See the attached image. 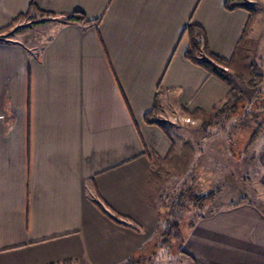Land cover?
Here are the masks:
<instances>
[{"label": "crops", "instance_id": "crops-1", "mask_svg": "<svg viewBox=\"0 0 264 264\" xmlns=\"http://www.w3.org/2000/svg\"><path fill=\"white\" fill-rule=\"evenodd\" d=\"M225 2L0 0V30L32 4L53 16H33L41 43L0 38V264L147 262L162 215L149 174L178 152L163 122L211 114L233 89L184 58L191 23L235 65L250 15ZM76 12L89 24H65ZM157 95L161 127L145 120ZM260 130L251 176L264 188ZM213 153L208 172L222 177L226 153ZM184 248L191 264H264V204L230 200L193 223Z\"/></svg>", "mask_w": 264, "mask_h": 264}, {"label": "rangeland", "instance_id": "rangeland-1", "mask_svg": "<svg viewBox=\"0 0 264 264\" xmlns=\"http://www.w3.org/2000/svg\"><path fill=\"white\" fill-rule=\"evenodd\" d=\"M248 2L256 11V17L235 65L232 62L231 67L223 71L241 102L229 107L222 104L208 115H190L186 125L183 123L186 119L163 122L175 140L177 149L173 152H178L149 174L147 196L162 214L157 238L168 229L166 222H171L179 226L180 239L171 238L169 247L150 251L152 255L147 264H191L184 253V240L194 222L227 207L230 200L236 198L254 199L264 204V188L251 176L254 163L250 159V149L264 126V0ZM26 22L15 24L5 34L17 30L14 35L29 44L41 43L48 37L49 33L39 31L36 25L32 28L33 25ZM218 139L225 140L226 146H216L214 142ZM217 149L226 153L223 165L217 170L222 171V177L208 172V161L215 157L212 153ZM253 192H256L255 197L251 196ZM210 194H214L213 199L201 207L192 201L193 197L195 200Z\"/></svg>", "mask_w": 264, "mask_h": 264}, {"label": "trees", "instance_id": "trees-1", "mask_svg": "<svg viewBox=\"0 0 264 264\" xmlns=\"http://www.w3.org/2000/svg\"><path fill=\"white\" fill-rule=\"evenodd\" d=\"M248 1H251V0H226L225 2V9L227 11L245 10L249 13L250 17H249V22L247 24V27L245 29L244 40L246 39L247 34L251 28V25L254 22V19L256 17V11L251 7V4ZM32 14L33 16H38L41 18L53 17L50 14L40 12L35 7V5L32 4L31 7L29 8V11L26 14L18 16L15 20L11 22V24H9V26L0 30V37L3 36L15 24L21 21H24V20L27 22H30L32 25H36V24L38 25V24L44 23V22H38L37 18L33 17L32 19ZM63 21L65 22V24L67 23H76L80 25L89 24L86 17L82 13H78V12L65 16ZM183 36H186L187 41H188V46L184 53L185 60H187L188 62H190L191 64L197 67H200L205 72H207L209 75L215 76L223 81H226L223 71H224V68L231 67L232 61L223 60L210 52L208 48L205 32L200 27L189 23L183 32ZM230 99H232L231 102H230ZM239 102H241V98H239L236 92L233 89H231L229 91L226 101L223 103L222 106L229 107L233 103L235 104ZM157 108H158V95L155 98V105H154L153 110L145 116V120L150 125H158L159 127H161L162 123L160 121L152 120ZM196 113H192L190 115L192 116V115H195ZM213 195L214 194H210L208 196L196 198L195 199L196 201L194 200V197H193L192 201L197 206L201 207L203 206L204 203L211 201L213 199ZM97 207L100 209V211L104 215H106L113 222L119 225L125 226V224H123L119 220L120 218L113 211H110V212L106 211L102 209L100 205H98ZM160 222H161V215L158 217V224H160ZM166 224L168 225V229L165 231L164 234L158 236L156 243L153 246V250L169 247L171 238L175 240L180 239L179 226L171 222L170 223L166 222ZM66 263H71V261H65L61 264H66ZM125 264H147V262L144 263V261L141 258H138V259L133 258V259H129Z\"/></svg>", "mask_w": 264, "mask_h": 264}, {"label": "built area", "instance_id": "built-area-1", "mask_svg": "<svg viewBox=\"0 0 264 264\" xmlns=\"http://www.w3.org/2000/svg\"><path fill=\"white\" fill-rule=\"evenodd\" d=\"M185 122H189V120L188 119H186V120H184Z\"/></svg>", "mask_w": 264, "mask_h": 264}]
</instances>
